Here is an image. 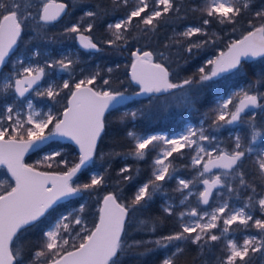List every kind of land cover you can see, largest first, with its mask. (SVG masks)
I'll list each match as a JSON object with an SVG mask.
<instances>
[{"label":"snow or ice","instance_id":"1","mask_svg":"<svg viewBox=\"0 0 264 264\" xmlns=\"http://www.w3.org/2000/svg\"><path fill=\"white\" fill-rule=\"evenodd\" d=\"M153 2L154 8L150 9L148 0H136L135 6L124 18L109 24L108 29L112 31L114 39L107 43L115 45L116 41L125 40L124 33L129 31L134 19L146 26V31L155 30L156 22L169 14L174 5L173 0H153ZM251 2L252 0H209L202 11L207 17L218 19L221 24H232L242 12L250 9ZM24 3L27 7L31 6L30 0H24ZM113 3L117 6L122 3L127 7L129 0H113ZM66 7V4L56 3L55 0H44L38 13L39 20L44 24H50L61 16ZM84 15L93 17L96 13L88 11ZM254 15L258 19H264V8L256 11ZM29 18H32L31 13H26V10L21 11L18 0H10L9 4L0 0V72L16 47ZM210 23V19L203 20V25ZM249 26L253 30L248 31L242 39L232 41L226 52L221 51L215 58L208 59L205 65L197 70L198 79L190 76L180 83H173L170 80L168 69L163 64L153 61L152 52L133 51L131 81L139 85V92L135 95L170 92L175 89H184L185 86H191L193 83L209 86L206 82H212L224 73L234 75L241 73L242 58L264 57V23L254 27L250 21ZM92 29L93 24L89 23L82 32L78 21L67 28L66 32L75 33L83 49L99 51L93 39L84 34V32H91ZM198 34L207 35L204 28L199 26L188 27L179 35L191 38ZM206 43L207 41L190 43L187 51L191 53L194 48H202ZM37 55V52L32 53V57ZM72 65V60L64 58L48 63L47 67H59L62 71L68 72ZM208 68L210 71L206 70ZM108 72L111 73L112 69L109 68ZM45 75V67L31 62L26 64L21 60L18 70L14 68L10 75L4 77L3 89L14 91L18 98H26L27 93L35 91L37 96H47L55 101L63 89H69L70 95L67 98V105L59 116L49 112L43 118L36 119L41 114L32 110L31 100L27 101L29 112L26 119H20L19 113H15L14 118V107L11 104L6 105L4 113L0 115V165L7 167L14 181L10 190L0 193V264H25L29 249L23 243V235L33 228H39L42 236L39 250L34 252L31 259H28L27 264H35L36 258L41 257L47 258V264H118L119 254L124 250L123 233L126 218L130 212L136 211L138 207L142 208L152 199L153 194L161 189L160 182L172 175L171 163L166 161L172 157L173 153H181L185 148L195 151V155L192 156V167L202 165L203 168V171L198 172L201 178L200 183L204 186L203 191L198 194L200 203L208 205L213 189L217 187H226L229 192L234 190L222 177L234 173L240 175L236 170L246 156V152L242 150L240 137L236 138L235 147L231 152L216 148L209 151L200 143L211 140L203 129L197 131L189 127L175 138H167L163 135L141 137L130 130L127 135L134 139V148L130 155L137 159H143L146 150L158 142L166 146L162 149L161 156L154 161L156 167L153 170V179L138 187L130 204L119 202V197L114 192L105 194L99 208L98 220L92 229L84 225L80 215H74L76 212H84L85 205L81 204L79 209L60 215L53 225L44 230L41 225L61 202L79 197L83 193H92L93 190L104 185L105 178L102 174H92L90 181L83 184L77 183L78 174L95 158L97 142L105 128V112L117 104L124 103L127 99L125 93L121 91L90 87L89 85H94L101 75L98 71L75 83L64 80L62 88L50 84L41 91L40 84ZM103 84L109 85L110 81L104 79ZM262 98L264 93L249 94L248 90L234 93L219 104L215 119L212 121L213 126L219 128L237 123L241 119V114L247 109L260 107L258 101ZM236 99H239L238 104L235 103ZM233 105L234 110L230 108ZM131 116L135 118L136 113L132 112ZM4 120L9 121L10 124L3 126ZM49 125L52 127L45 133ZM259 135V132L254 131L252 140L255 141ZM55 137L66 138L78 147V162L70 163L66 159H61L59 163L66 170L60 171H42L34 165L23 162L25 153L41 149L49 142H55ZM213 152H217V155L213 156ZM62 155V150L59 148L51 149L44 155L43 161L55 162L56 158ZM256 163L260 175L264 177V155H261ZM51 167L52 163H49L48 168ZM212 169H222L223 173L210 179L203 178ZM129 171L130 167L125 165L119 170V174L123 175ZM123 179L127 181L132 177L124 175ZM192 183V181L178 179L176 191L183 193ZM245 183L241 175L240 184L245 185ZM3 187L4 185L0 184V189ZM187 198L184 196V200ZM249 199L251 200V197ZM257 203L261 218H254L245 211L249 204L232 209L226 200L222 205L214 208L210 214L208 212L200 214L196 208L187 213L182 212L181 218L187 215L197 219L193 223H181L180 231L163 236L155 243L166 247L174 241L190 240L192 244H199L201 241H218L221 236L212 231L218 228V221L222 220L224 234L229 233L231 226L237 222L245 228L249 226V222H252V226L262 238L258 239L255 235L246 237L243 244L228 240V254L221 262V264H248L251 255L264 252V197H261ZM163 211L173 214L168 206L164 207ZM74 226L81 227L75 236H72ZM64 233L68 236H64ZM77 240L78 243H76ZM17 242H19L18 246ZM182 252L183 249L177 247L176 252L171 257L163 259L162 264H174L175 257Z\"/></svg>","mask_w":264,"mask_h":264},{"label":"trees","instance_id":"2","mask_svg":"<svg viewBox=\"0 0 264 264\" xmlns=\"http://www.w3.org/2000/svg\"><path fill=\"white\" fill-rule=\"evenodd\" d=\"M55 1L62 2L67 7L56 21L44 24L38 16L44 0H30V7L25 5L24 0H18L21 11L30 12L32 18L27 20L13 55L20 52L28 55L36 51L41 56L48 52L50 57H55L60 49H76L79 61L73 63L69 74H62L68 75L70 83L85 74L89 76L98 71L101 75L94 85L89 86L99 90L121 91L131 96L129 101L105 114V128L99 138L95 158L78 174L77 183L80 184L89 182L93 172L102 174L105 178L104 185L93 190L92 193H83L79 197L61 202L41 225V228L46 230L60 215L73 212L72 210L79 209L83 204L85 205L84 212H76L74 215H80L84 224L92 229L98 220L100 204L105 194L114 192L119 197V202L130 204L138 187L153 179L152 160L156 156L157 148L146 150L143 159L130 155L134 148V139L127 135L130 130L135 134L156 132L173 134L182 130L186 123L197 125L201 122L205 132H209L218 108L216 100L219 95L226 94L239 86H243L249 94L264 93V80H262L264 57H256L251 61H242L241 73L235 75L224 73L214 81L206 82L209 86L193 83L191 86H185L184 89L136 96L135 93L139 92V87L134 85L129 77L132 63L130 54L137 49L141 52H152L153 61L163 64L168 69L169 78L173 83H180L190 76L198 79L197 70L204 66L208 59L215 58L221 51H226L232 41L243 38L248 31L253 30L249 26L250 21L254 27H259L264 23V19H258L254 15L256 11L264 8V0H252L250 9L242 12L232 24H221L218 19L206 16L202 9L209 0H173V10L156 22L155 30L146 31V26L134 19L129 31L124 33L126 39L116 41L115 45L107 43L114 39L108 25L125 17L127 12L134 7L135 1L130 0L127 7L122 3L117 6L113 0ZM3 3L9 4L10 0H3ZM88 11L95 12L96 15L85 16L84 13ZM204 19H210L211 23L203 25ZM78 21L82 32L89 23L93 24L92 31L84 32V34L93 39L99 51L80 50L76 43V34L66 32L67 28ZM188 26L203 27L207 35L198 34L191 38L180 36L179 34L184 32ZM177 41L180 42L177 43ZM202 41H207L204 47L194 48L191 53L187 51L190 43ZM13 55L7 59L0 72V115L4 112V104L9 100L3 91L1 77L11 71ZM109 68L112 69L111 73L108 72ZM52 69L53 72L48 73V76H55L56 67ZM206 70L210 71V68ZM104 79H108L110 84L104 85ZM61 84L62 81L59 80L58 86ZM69 95L70 90L63 89L55 101L44 96L37 100V105H51L60 115L67 105ZM17 102L22 103L23 100H17ZM258 103L260 107L256 108L253 116L248 115V111L241 114V125L237 137H240L244 151L250 146L254 131L260 133L259 136L264 143V98ZM132 112L136 113L135 118L131 116ZM51 127L49 125L46 133ZM210 132L217 136L216 143H219L221 149L227 152L234 149L236 139L233 135H228L226 128ZM56 148L62 150V157H57L55 162L43 161L40 153ZM192 155L189 149H183L181 153H173L172 157L168 158V162L171 163V177L160 182L161 189L155 192L152 199L142 208L138 207L136 211L129 213L123 233L124 250L119 254L118 264H162L165 257H171L176 252V247L182 248L183 252L175 257L174 264H221L228 254L227 239L233 237L237 243H241L245 233L253 234L258 239L262 238L252 226V222H249L247 228L237 223L233 224L227 234L222 233V230H213L214 234L221 236L218 241H201L199 244H192L188 240L178 243V246L168 244L166 247L155 243L159 238L181 230L178 215L186 208L195 207L200 213L212 207V204L198 207L190 202L189 198L183 205H179L182 197L191 190L192 184L183 193L178 192L176 191L178 187L176 177L181 176L188 181L194 178L199 179L196 177L197 170L190 168ZM78 157L75 146L55 141L28 154L23 162L34 165L42 171H60L63 169V165L59 163L61 159L76 163ZM257 160L255 154H246L241 166L236 170L240 175L234 173L226 181L234 190L229 192L226 187L222 188L221 197L241 207L249 204L246 210L254 218H261L257 201L264 192V177L259 173ZM49 163H52L51 168H48ZM125 165L130 167V171L120 175L119 170ZM124 175H129L132 179L126 181L123 179ZM241 175L245 179V185L240 184ZM189 197L192 199L194 196L190 194ZM165 200L173 204L171 215L163 211ZM78 229L79 226H74L71 235ZM41 236L42 232L39 228L29 229L24 233L23 243L29 249L26 253L25 264L28 259L32 258L34 252L39 250ZM64 236L67 237L68 234L64 233ZM78 242L77 240L76 243ZM18 244L19 242L17 246ZM35 264H47V258H36ZM248 264H264V252L251 255Z\"/></svg>","mask_w":264,"mask_h":264},{"label":"rangeland","instance_id":"3","mask_svg":"<svg viewBox=\"0 0 264 264\" xmlns=\"http://www.w3.org/2000/svg\"><path fill=\"white\" fill-rule=\"evenodd\" d=\"M131 1H135V3H136V0H131ZM148 2H149L150 9L151 8H154V2H153V0H148ZM120 19H122V18H120ZM120 19H117L114 23H116ZM188 27H191V26H188ZM188 27H186V28H188ZM57 52H58V54L55 57L54 56L53 57H50V54L47 53V52H45L43 56H45L46 58H44V57L40 58L39 62H37L35 60L33 61V60L29 59V58L32 57V54L25 55L22 52L16 54L12 58V60H11V66H12L11 67V71L10 72H7L6 74H4L1 77L2 88H3V84L5 83L4 77L10 75L14 68H16L18 70V68H19V61H21V60L25 61L26 64L29 63V62H31L33 64H39L40 66H43V67L44 66H47L48 63H51V62H53L55 60L64 59V58L72 60L73 63L79 61V55H78L76 49H60ZM130 56L133 59V57H132L131 54H130ZM47 72L48 73H51V72H53V69L52 68H49V69H47ZM69 73H70V70L68 72H65V71H62L59 67H56V74H55V76H50V75L49 76H46L45 82H43L40 85V89L39 90H41V91L44 90L50 84L53 85L54 87L55 86H58V81L59 80L62 81V84H61V86H58V87L59 88H62L63 81L64 80H68V75H62V74H69ZM73 76L74 75H72V77ZM87 76H88V74H85V76H82V77L77 78L73 83H75L76 81H78L80 79H84ZM242 90H245L244 87L243 86H239L236 89L230 90L226 94L219 95L217 97V100H216L217 107L219 106L220 103H222L229 96H232L234 93L240 92ZM3 91L6 94V96L9 97V100L3 106V111H4L6 105L11 104L14 107V118H15V113H19V118L20 119H26L27 118V114L29 112V109L27 108V101L28 100H31L32 101V104H33V109L32 110L35 111V112H37V113H40L41 114V116L40 117H36V119L43 118V116L45 114L49 113V112H51L54 116H59L57 110L55 108H53L51 105H48V104L45 105V106H43L44 104L37 105V100H39L40 97L36 95L35 91H33L32 93H30V95L27 98L22 99L23 100L22 103H18L17 102L18 99L16 98V96H15V94H14V92L12 90L5 91L3 89ZM238 100L239 99H236V101H235L236 104H237ZM230 108L232 110H234V105L233 106H230ZM255 112H256V108H253L252 110L248 111L247 114L253 116L255 114ZM2 123H3V126H8L10 124V122L7 121V120H4ZM240 125H241V123H240V120H239L237 123H235L233 125H223V126H221L219 128H216V127L212 126L210 131H219L220 129H225L226 128L227 131H228V135H233V138L236 139L237 138V132L239 130ZM189 127H192L193 129H195L197 131H199L200 129H203L204 130V133L211 138L210 141L200 142L209 151H212L213 148H216L217 150H223V149H221V146L219 145V143H216L217 140H218L217 139V136L215 134H212L210 131H209L210 133L209 132H205V128L202 126L201 122H199L197 125L192 124V123H186L183 126L182 130H180V131H178L176 133H173V134H166V133H162V132H156V133H150V134H137V135H139L141 137H145V136H149V135H163V136H165L167 138H175V137H178L179 135L183 134L187 130V128H189ZM45 133H46V129H45ZM165 147L166 146L162 142H158V143L154 144L153 146H150V149L157 148L156 156L152 160V164H153L154 168L156 167L155 166V163H154L155 159L158 158L159 156H161L162 149L165 148ZM185 149H189V148H185ZM249 149L251 151H249ZM189 150H191L192 151V154L195 155L194 149H189ZM245 152H246V154H251V153L255 154L258 159L260 158L261 155H264V143H262V140H261L260 136H257V138L255 139V141L251 140V144H250L249 147L246 148ZM46 153L47 152H41L40 153L41 158H43ZM215 155H217V152H213V156H215ZM166 162H168V161H166ZM190 168L191 169L193 168L192 167V158L190 160ZM194 169L197 170L196 177H198L199 179H195L194 178L193 180H191L193 182L192 185H191V190L188 191V193L185 194L184 196H187L189 198V200H191L190 202L198 205V207H206V206L212 204V207L210 209H207L205 211L200 212V214H203L204 212H208L210 214L214 208L219 207L226 200V199H222V197H221L222 196L221 190L224 187H221L220 189H218V190H216V191L213 192V194L210 196L209 204L208 205H204V204L200 203V201H199V195L198 194H199V192L203 191L204 186H203L202 183H200V179L201 178L198 176V172H201L202 171V165L197 166ZM95 173L96 172H93V173H91V175L92 174H95ZM218 174H221L222 175L221 172H214L212 174H205V176L203 178H209L210 179L211 177H213L215 175H218ZM222 178L225 181H227V179L229 178V176L222 177ZM178 179H184V178L181 177V176H177L176 177L177 183H178ZM0 184H3L4 185V187L2 189H0V193H2L4 190H10V186L11 185H14V181L12 180L11 176L8 174V172L6 171V169L4 167H0ZM189 193H191L194 196L192 199H190ZM184 196L180 200L179 205H183L185 203V201H187V200H184ZM261 197H264V192H263V194H262ZM182 200H183V203H181ZM228 204H229L230 208H232V209L241 208V206L237 205L236 203H230V202H228ZM172 205L173 204L170 201H168V200H165L164 201V207L168 206V207L171 208ZM257 206L259 208L258 203H257ZM193 208H195V207L190 206V207L186 208L182 212L183 213L190 212ZM74 210H72V211H74ZM245 211L248 212L246 209H245ZM182 212H180V213H182ZM178 219L180 220L181 223H193V222H195V220L197 218L196 217L187 216V215H185L183 218H181V216L179 214L178 215ZM55 221H53L51 223V225H53L55 223ZM237 224H239V223L237 222ZM80 227L81 226H79L78 231L80 230ZM223 227H224V225L222 223V220L221 221H218V228L217 229L221 231L223 229ZM217 229H213V230H217ZM75 233L72 236H75ZM250 236H253V234L245 233L243 235V240L246 237H250ZM230 239L236 241L233 237H231V238L227 239V242ZM181 242H183V241H174L171 244H174L175 246H178L177 244L178 243H181ZM227 242H226V245H227ZM238 244H243V241L241 243H238ZM165 258H169V257H165Z\"/></svg>","mask_w":264,"mask_h":264},{"label":"water","instance_id":"4","mask_svg":"<svg viewBox=\"0 0 264 264\" xmlns=\"http://www.w3.org/2000/svg\"><path fill=\"white\" fill-rule=\"evenodd\" d=\"M56 3H62V2H58V1H55ZM64 13V12H63ZM62 13V14H63ZM61 14V15H62ZM60 18V17H59ZM242 39V38H241ZM17 46V45H16ZM77 46L81 49V50H83V51H88V50H85V49H83L81 46H80V43H79V41L77 40ZM16 48V47H15ZM15 48H14V50H13V52L15 51ZM138 50V49H137ZM227 51V50H226ZM225 51V52H226ZM12 52V53H13ZM11 55V54H10ZM256 58V57H255ZM254 58H252V57H247V58H242V61L243 60H248V61H251V60H253ZM129 77H130V79H131V67H130V71H129ZM41 83H42V81H41ZM134 85H136V86H138L139 87V85H137V84H135L134 82H132ZM41 85V84H40ZM91 87V86H90ZM32 91H30L29 93H27L26 94V97H28L29 95H30V93H31ZM15 94V93H14ZM155 94H157V93H155ZM147 95H150V94H142V95H140V96H147ZM16 96V95H15ZM125 96L127 97V99L125 100V102L124 103H126L127 101H129L130 99H131V96H128V95H126L125 94ZM18 98V97H17ZM18 99H23V98H18ZM124 103H122V104H117L116 106H114V107H111V108H109L106 112H105V114L107 113V112H109V111H111V110H113V109H115V108H117V107H119V106H121V105H123ZM239 103V100H238V102H237V104ZM253 108H249V109H247L246 111H250V110H252ZM245 111V112H246ZM233 125V124H232ZM54 141H59V142H61V143H67V144H71V145H73V146H75V148H76V150H77V152H78V155H79V150H78V147L74 144V143H72L71 141H69V140H67L66 138H62V137H55L54 138ZM98 141H99V139H98ZM97 144H98V142H97ZM37 150H39V149H37ZM37 150H32V151H29V152H27V153H25V155H24V158L28 155V154H30V153H33V152H35V151H37ZM91 164V163H90ZM89 164V165H90ZM88 165V166H89ZM0 167H4L5 169H6V171H7V167L6 166H4V165H0ZM84 170V169H83ZM82 170V171H83ZM81 171V172H82ZM202 171H203V168H202ZM8 172V171H7ZM214 172H223V170L222 169H212V171L210 172V173H207V174H212V173H214ZM9 175H10V173H8ZM11 176V175H10ZM221 187H217V188H215V189H213V192L214 191H216V190H218V189H220ZM73 198H75V197H73ZM70 199H72V198H70ZM64 202V201H63ZM101 204H102V201H101ZM101 204H100V206H101ZM126 220H127V218H126ZM126 223V222H125Z\"/></svg>","mask_w":264,"mask_h":264},{"label":"flooded vegetation","instance_id":"5","mask_svg":"<svg viewBox=\"0 0 264 264\" xmlns=\"http://www.w3.org/2000/svg\"><path fill=\"white\" fill-rule=\"evenodd\" d=\"M76 43H77V40H76ZM16 47H17V46H16ZM78 48H79V47H78ZM15 49H16V48H15ZM79 49H80V48H79ZM80 50H81V49H80ZM82 51H83V50H82ZM33 52H34V51H33ZM33 52H32V53H33ZM35 52H36V51H35ZM13 53H14V52H13ZM13 53H12L10 56H12ZM32 53H30V54H32ZM47 53H48V52H47ZM15 55H16V54H15ZM15 55H13V57H14ZM28 55H29V54H28ZM43 55H44V54H43ZM43 55L41 56V55L38 54L36 57H31V58H29V59H31V60H33V61L35 60V61L39 62L40 58H42V57L46 58V57L43 56ZM13 57H12V58H13ZM44 67H45V73H46V75L44 76V78H43V80H42V83L45 82V78H46V76H48V72H47L48 67H47V66H44ZM42 83H41V84H42ZM13 92H14V91H13ZM32 92H33V91H32ZM32 92H31V93H32ZM16 98H17V97H16ZM26 98H27V97H26ZM17 99H18V98H17ZM23 99H24V98H23ZM18 100H22V99H18Z\"/></svg>","mask_w":264,"mask_h":264}]
</instances>
